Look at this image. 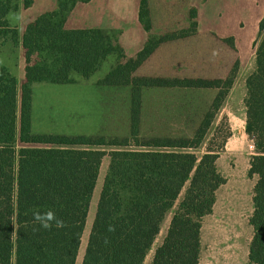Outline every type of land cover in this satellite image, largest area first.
I'll return each mask as SVG.
<instances>
[{
    "label": "trees",
    "instance_id": "trees-1",
    "mask_svg": "<svg viewBox=\"0 0 264 264\" xmlns=\"http://www.w3.org/2000/svg\"><path fill=\"white\" fill-rule=\"evenodd\" d=\"M87 1L58 0L57 9L44 11L26 24L18 125L16 77L0 67V264H76L105 155L109 165L81 264H144L171 210L165 237L155 247L150 264H200L202 220L212 213L217 190L226 178L217 166L218 149L210 145L201 157L190 149L201 145L220 100L215 97L193 137H140L141 89L219 87L220 82H234L237 65L225 79L213 81L133 76L160 43L196 31V8L190 9V27L157 34L148 2L141 0L138 19L149 37L128 57L113 31L67 27L77 3ZM31 3L25 0L24 5ZM17 9L18 0H0V33L9 31L14 44L18 31L8 30V15ZM110 56L115 61L96 82L132 85L129 136L32 131L34 84L88 81ZM246 86L245 132L256 151L249 173L257 175L248 264H264V35ZM17 134L20 147L15 142ZM105 146L114 148L107 151ZM50 209L63 219L65 227L44 229L33 220L34 210Z\"/></svg>",
    "mask_w": 264,
    "mask_h": 264
},
{
    "label": "rangeland",
    "instance_id": "rangeland-1",
    "mask_svg": "<svg viewBox=\"0 0 264 264\" xmlns=\"http://www.w3.org/2000/svg\"><path fill=\"white\" fill-rule=\"evenodd\" d=\"M140 0H95L89 4L78 2L69 16V26H101L106 30L119 35L121 44L125 47L128 57L134 56L144 44L148 32L137 20V10ZM12 11L8 15L9 29H17L27 18L35 19L39 14L54 5L55 0H34L24 8ZM161 0H149L153 22L167 29L175 25L177 19L170 11L168 0L163 2V11L155 13ZM182 1L178 0L175 11L181 10ZM198 4V18L204 28L215 29L233 47L219 48L223 59L236 61L234 71L235 80L230 83L223 81L218 84L217 97L220 104L216 114L205 134L201 145L190 149L201 157L207 148L212 145L219 150L217 166L226 181L218 188L216 202L212 213L207 214L202 220L200 264H248L250 242L254 234L251 217L254 211V185L257 175H250V161L256 153L250 147L252 139L245 132L246 108L244 99L247 92L246 79L256 68L257 49L264 35V0H194ZM56 5V4H55ZM55 7V6H54ZM52 9V8H50ZM48 10V9H47ZM181 13V12H180ZM155 16V20H154ZM180 22V23H179ZM179 27H188L186 16L179 18ZM156 26V25H155ZM156 26V27H159ZM190 27V26H189ZM20 28V27H19ZM153 32H158L153 30ZM9 31L0 33V44L6 48L0 49V67L6 65L13 74L21 68L19 49L10 47L16 45L12 42ZM114 56L106 59L98 72L86 82H95L105 77L110 69ZM236 59V60H235ZM20 66V67H19ZM24 68V67H23ZM214 70V69H212ZM212 73V72H209ZM21 85V83L19 84ZM35 85L34 104L42 106V112L36 119L41 124L40 129L34 133H53L66 135H105L108 137H126L130 135L129 124L123 120V115L114 119L112 123L104 118L99 125L93 128L87 126V115L81 114L78 106L80 93L75 83L39 82ZM199 99L201 107L210 103L216 88H200ZM71 90V91H70ZM182 100L187 99L186 94H181ZM20 105V92H16L17 125ZM244 126V128H243ZM86 128L94 129L87 133ZM99 128V130H98ZM197 130L183 132L182 137H193ZM145 132L142 131V136ZM140 135V137H141ZM16 146L20 147L18 134L15 139ZM135 148L136 146H130ZM109 151L112 146L103 147ZM104 158V157H103ZM109 165V156L102 159L99 177L93 196L82 242L76 264H81L86 244L92 227L97 203L102 188L104 176ZM187 185L184 187L177 203L183 197ZM173 210L168 212L158 234L153 248L149 251L144 264H150L155 247L160 244L168 229ZM85 235V236H84Z\"/></svg>",
    "mask_w": 264,
    "mask_h": 264
},
{
    "label": "crops",
    "instance_id": "crops-1",
    "mask_svg": "<svg viewBox=\"0 0 264 264\" xmlns=\"http://www.w3.org/2000/svg\"><path fill=\"white\" fill-rule=\"evenodd\" d=\"M22 1L24 0H18L19 10L22 8ZM94 1L95 0H88L87 2L80 3L89 4L90 2ZM140 1L137 10L138 22ZM161 1L164 2V0ZM168 1L171 6L170 11L177 19V21L175 25L163 32L166 28L160 27L159 25L161 24L157 25L155 22H153L150 3L149 0H147L152 28L153 30L158 31L156 32L157 34H166L169 32L188 28L190 26V9L192 7L196 8L198 18L199 5L194 4V0H181V13L179 12L178 14H176L175 11V6L178 0ZM33 2L34 0H32V3ZM163 2H161L160 5L156 6V15L158 12L163 11ZM23 6L25 8L24 2ZM50 8H45V11L57 9L58 0H55L54 5ZM182 16H186L188 19V27L186 28H181L177 24L179 22V18L181 19ZM26 19L27 21H25L24 23L21 17L20 24L17 23L15 25L16 28L18 25L20 27L17 28V43L16 45L10 47L11 51L13 49H16L18 51L19 49L21 68H19V71H17L16 69L14 74L16 77V90L18 95L20 92L19 84L22 82L24 76L22 33L25 29L26 24L29 21L33 20L32 17H26ZM68 22L69 18L67 20V27L70 28H103L101 26H69ZM155 25L159 27H156ZM148 37L149 33L146 40L148 39ZM1 48H6V46L0 44V49ZM219 48H228L230 50L231 48L234 49V47L215 29L204 28L200 25V21H198V26L195 32H192L191 34L184 37L160 43L155 48L153 53L145 60V62L135 71L133 76L203 78L211 81L225 79L231 73L233 66L235 65L237 60L235 59L236 61H234L233 63V60L229 58L228 62H226V60L222 58L220 52L218 51ZM4 67L8 68L6 65H4ZM67 83H75L76 85H78V91L80 93L78 106L80 108L81 114L83 113L87 115V126L89 128H93L96 124L99 125V123L104 118L112 123L114 119L122 114L123 120L129 124V127L131 129L132 85L130 83L99 84L96 81H78ZM200 88H216V92L212 96L210 103H205L203 109L201 107V102L199 99L201 91ZM218 93V87L143 86L141 89L142 103L140 133L142 134V131H144L145 133L143 134V136L140 134L141 137H182L184 134L183 132L198 130L202 120L204 119L207 111L209 110L215 97H217ZM181 94H186L188 96L187 99L182 100ZM34 95L35 85H33L32 88V131L44 130L40 129L42 128L41 124L36 121V119L42 112L43 105L38 108L36 107V105L34 104ZM89 128L84 129L86 130L85 132L90 133L94 131V129ZM106 156L108 155H105L104 158H106Z\"/></svg>",
    "mask_w": 264,
    "mask_h": 264
},
{
    "label": "clouds",
    "instance_id": "clouds-1",
    "mask_svg": "<svg viewBox=\"0 0 264 264\" xmlns=\"http://www.w3.org/2000/svg\"><path fill=\"white\" fill-rule=\"evenodd\" d=\"M33 220L39 224L41 228L50 229L53 226L65 227V222L62 218L56 216L53 210H48L46 212H40L39 210L33 211ZM38 230V229H36Z\"/></svg>",
    "mask_w": 264,
    "mask_h": 264
},
{
    "label": "built area",
    "instance_id": "built-area-1",
    "mask_svg": "<svg viewBox=\"0 0 264 264\" xmlns=\"http://www.w3.org/2000/svg\"><path fill=\"white\" fill-rule=\"evenodd\" d=\"M250 147L254 150L255 149V146H254V143L252 141V143L250 144Z\"/></svg>",
    "mask_w": 264,
    "mask_h": 264
},
{
    "label": "bare ground",
    "instance_id": "bare-ground-1",
    "mask_svg": "<svg viewBox=\"0 0 264 264\" xmlns=\"http://www.w3.org/2000/svg\"><path fill=\"white\" fill-rule=\"evenodd\" d=\"M85 236V235H84Z\"/></svg>",
    "mask_w": 264,
    "mask_h": 264
}]
</instances>
